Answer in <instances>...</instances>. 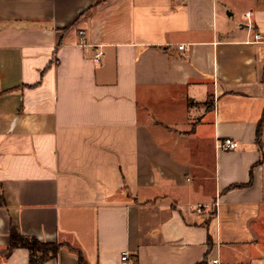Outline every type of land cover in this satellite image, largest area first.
Returning a JSON list of instances; mask_svg holds the SVG:
<instances>
[{
	"label": "crops",
	"instance_id": "0c3cea01",
	"mask_svg": "<svg viewBox=\"0 0 264 264\" xmlns=\"http://www.w3.org/2000/svg\"><path fill=\"white\" fill-rule=\"evenodd\" d=\"M263 114L264 0H0V264H264Z\"/></svg>",
	"mask_w": 264,
	"mask_h": 264
},
{
	"label": "trees",
	"instance_id": "16d2710c",
	"mask_svg": "<svg viewBox=\"0 0 264 264\" xmlns=\"http://www.w3.org/2000/svg\"><path fill=\"white\" fill-rule=\"evenodd\" d=\"M89 14H90V11L81 15L77 20L74 21V23L71 25L70 28L74 27L78 22L81 21V19L85 18ZM263 122H264V114H263V117L257 129V135H256L257 143H260V136H261ZM241 188H244V187L242 186L230 187L227 190V192H231V191L241 189ZM3 207H5V202H4L3 196L0 195V208H3ZM9 239H10V244L8 247V253L11 254L13 251L17 249L27 250L29 253V264H46L47 262L56 259L57 256L59 255V252L64 248L68 249L71 253L77 256L78 264H87L85 262V259L81 251L71 248L66 244L41 243L33 238L23 237L14 228L11 230ZM211 249H212V245L209 244L208 252H211ZM202 264H207V261L203 262Z\"/></svg>",
	"mask_w": 264,
	"mask_h": 264
},
{
	"label": "built area",
	"instance_id": "2783aa9c",
	"mask_svg": "<svg viewBox=\"0 0 264 264\" xmlns=\"http://www.w3.org/2000/svg\"><path fill=\"white\" fill-rule=\"evenodd\" d=\"M261 40V37L259 35H256L255 36V41H260ZM184 49V47H179V51H182ZM102 57V54H98L95 59H94V62L96 64H99L100 63V59ZM219 148L221 150H224V151H228V152H233V151H237L239 146H238V143L232 141V140H225L224 142H222L220 145H219ZM123 257V260H127L128 258V254L127 253H123L122 255ZM208 264H219V260L218 259H212L208 262Z\"/></svg>",
	"mask_w": 264,
	"mask_h": 264
}]
</instances>
